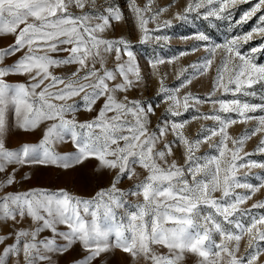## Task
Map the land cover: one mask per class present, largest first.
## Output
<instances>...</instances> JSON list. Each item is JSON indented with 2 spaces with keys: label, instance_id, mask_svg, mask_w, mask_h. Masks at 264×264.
<instances>
[{
  "label": "snow or ice",
  "instance_id": "1",
  "mask_svg": "<svg viewBox=\"0 0 264 264\" xmlns=\"http://www.w3.org/2000/svg\"><path fill=\"white\" fill-rule=\"evenodd\" d=\"M153 2L140 6L137 0H128L141 44L168 39L155 33L172 24L170 19L160 20L172 5L153 10ZM238 3L249 0H188L174 18L187 21L195 12L204 18L228 19L232 16L228 9ZM202 8L205 11L200 13ZM254 16L255 28L220 44H205L208 55L190 65L196 69L192 78L204 75L216 51L222 50L208 98L191 92L179 96L180 89L192 82L188 76L172 88L160 77L158 94L169 102L168 108L163 123L149 131L150 116L155 115L159 101L154 106L127 95L118 98L142 80L131 42L104 35L113 22L125 18L118 5L110 0L102 4L97 0H0V37H13L11 44L0 48V228L5 230L0 234V264H58L57 257L77 248L80 257L72 264H105L104 254L115 250L131 257L132 264H187L189 256L195 258L194 264H264L260 243L264 212L253 211L264 209V199L242 207L264 188V172L256 174L258 184L237 177L242 168L264 169V162L245 159L264 154V64L255 58L264 52V41L247 54L241 50L254 34L264 36V0L252 4L238 22L246 23ZM149 23L156 27L149 30ZM196 38L210 39L205 34ZM199 47L194 45L181 55ZM61 52L67 55H52ZM110 56L113 66L108 68ZM148 63L155 70L165 60ZM71 65L76 67L68 73L52 71ZM13 76L26 80L12 83ZM217 91L222 96L231 93L233 98L212 99ZM205 103L213 105L210 113L188 120L167 119ZM81 106L94 113L90 120L77 119ZM254 113L259 114L250 115ZM201 119L214 123L202 125L196 138L189 139L183 130L192 120ZM252 121L255 124L240 136L229 134L231 126ZM42 123L38 143L10 145L13 127L27 133ZM169 133L173 140L165 139ZM254 136L260 137L256 148L245 152L246 142ZM68 141L74 151H57L58 144ZM202 144L216 154L198 156ZM174 145L183 149V164L168 160ZM88 161H95L93 171L102 175L84 179L111 177L109 186L94 196H76L67 188L21 190L26 182L39 179L36 169L55 167L69 176L70 170L87 167ZM137 168L143 169V179ZM134 177L137 180L128 191L119 187L123 179ZM238 188L247 191L237 193ZM217 192L219 198L214 195ZM129 197H137L138 202L128 205ZM102 219L111 224L102 227ZM244 237L246 247L239 255Z\"/></svg>",
  "mask_w": 264,
  "mask_h": 264
},
{
  "label": "rangeland",
  "instance_id": "2",
  "mask_svg": "<svg viewBox=\"0 0 264 264\" xmlns=\"http://www.w3.org/2000/svg\"><path fill=\"white\" fill-rule=\"evenodd\" d=\"M110 2L115 3L120 7L124 14V19L120 22H113V27L109 28L104 35L109 39H119L124 38L131 42V50L133 51L137 63L139 64L140 75L142 80L130 91L127 93H119L118 98H122L124 95H127L131 100H140L142 102H150L152 105H157L159 101V106L155 107V115L150 116L151 123L149 124V131L155 129L158 122L163 123V118L166 114V109L168 108V103L161 99V95L158 94L159 90V79L160 77L164 78V84L170 88L175 87L179 84L180 80L184 79L185 76L190 78L191 74L196 71V69L190 67V65L195 64L197 61H202V59L208 55L205 50L204 45L215 43L220 44L225 40L230 39L236 35H244L251 31L257 25V17H252V19L248 20L246 23H239L240 17L243 13L250 8L252 4H255L257 0H249V3H238L235 7L228 9L232 13V16L228 19H217L216 17H208L204 18L203 15H198L193 12L189 14V18L187 21L177 20L174 18V14L176 12H183L184 7L188 3V0H154L152 4V9L155 10L159 7H165L168 5H172L169 8V11L164 13L160 20L170 19L172 20V24L169 27L161 28L160 31L156 32L155 35H159L162 37H167L168 39H161L160 41L150 40L147 43L141 44L139 42V30L137 27V21L134 19L133 14L131 13L128 0H110ZM148 0H137V3L140 6L146 4ZM98 4L104 3V0H97ZM79 11V10H76ZM200 13H203L205 9H200ZM259 13L257 14V16ZM149 30H152L156 27L155 23H149ZM198 34H205L210 39L209 41H200L196 37ZM264 41V36L254 34V38L249 41L247 44L242 43L241 50L245 52V54L250 52V49L254 46L260 45L261 42ZM13 42V37L4 36L0 37V48L7 47L9 44ZM194 45H200L198 50L188 51L187 54L181 55L185 50H190ZM53 56L64 57L67 53H52ZM157 58H163L165 63L158 64L157 68L154 70L150 67L149 61ZM256 62L259 64H264V52H258L255 54ZM15 59V57L10 58ZM112 57L110 56L108 59L107 67L111 68L113 66ZM127 59V57H125ZM172 59L171 63L167 61ZM222 59V50L218 49L215 53V58L209 70L204 75H197L192 78L191 84L187 85L184 88L180 89L179 96L182 97L185 93L191 92L193 96H199L201 98H208L209 94L213 90V83L216 76V68ZM76 65L65 66L60 68H54L52 71L59 75L63 73L71 72L75 69ZM186 69V71H184ZM155 72V74H154ZM178 74H180V79L178 80ZM26 77L24 76H13L10 78V82H25ZM257 88L259 86H256ZM223 98V99H232L231 93L223 95L221 92L217 91L216 96L212 97V99ZM242 100H248L252 103H259L260 101L256 98L252 97H240ZM75 100L79 102L80 98L76 97ZM71 102V101H70ZM100 105L98 104L97 107ZM218 108V105H216ZM213 110V105L211 103H205L202 105H196L195 109L190 108L187 112H184L183 115L178 117H172L171 115H167V119L171 120H188V118L193 117L199 113H210ZM182 111V109H181ZM259 113H254L250 115H257ZM94 113L86 112L83 110L82 106L80 110L77 112V119L80 121L90 120ZM223 115V113H222ZM234 115V114H232ZM10 122L12 121V117L10 115ZM48 123V122H45ZM45 123H42L35 131L32 132H22L15 127H13V134L11 137L10 145L18 146L21 143H38L41 135L42 129L45 127ZM213 121L210 120H192L188 123L183 130L185 135L189 139H194L201 132V126H210L213 125ZM255 124V121L249 122L248 124L237 123L231 126L228 129V132L233 137L240 136L246 128H251ZM166 140H173L174 137L171 133L165 137ZM218 139V138H217ZM260 137L254 136L250 140H248L244 146L245 152H252L258 142ZM158 147H162V145H158ZM229 147H231V143L229 142ZM57 151L62 153H68L74 151V147L70 141L65 143H60L56 146ZM182 148H177L174 145V155L168 157V160L171 161L176 159L179 164H183L182 157ZM203 154H216L215 150L210 148L208 144H202L200 146L197 155ZM242 155V154H241ZM245 159L253 160V161H261L264 162V154L256 153L250 157H246ZM239 162V161H238ZM95 161L86 162L87 167L85 165L79 166L78 169L70 170L71 175L65 176L63 174L62 169H57L55 167L51 168H39L35 171L39 179H33L30 182H26L24 184V189L28 187H42V188H67L73 195L80 196L83 198H89L90 196H94L95 192L100 188H106L109 186V175H104L102 179H84L85 176H101L102 173L99 171L94 172L93 167ZM137 172L139 174V179H143L145 173L143 169L137 168ZM264 172V169L253 168L251 170L247 168L239 169L237 173V177L242 180H246L249 183L258 184L259 180H257L256 174ZM247 173V175H245ZM137 178H133V180L123 179L119 184V187L128 191L133 187ZM237 193H245L247 190L238 188L235 189ZM217 198H219L220 193L217 192L214 194ZM264 199V188L260 190V192L256 193L251 200L247 202V204L242 205V207L247 208L253 202L257 200ZM142 200V197L139 198ZM138 202L137 197H129L128 205H135ZM123 211V209L119 210ZM257 214L259 212H264V209L253 210ZM111 222L107 220H101V226L110 225ZM4 229L0 228V234L4 233ZM218 239V237H217ZM247 237L241 241V249L239 255L244 254V250L246 247ZM114 242V237H113ZM262 246H264V241L260 242ZM105 264H132L131 257H129L126 253H123L119 250H115L109 253H105ZM80 257L79 249H75L70 253H67L63 256L57 257L58 264H72V261L78 259ZM264 260V257H261ZM195 258L189 256L187 258V264H194ZM141 264L143 262L141 261Z\"/></svg>",
  "mask_w": 264,
  "mask_h": 264
}]
</instances>
